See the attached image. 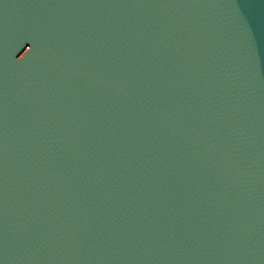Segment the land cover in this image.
Listing matches in <instances>:
<instances>
[{
  "label": "water",
  "instance_id": "obj_1",
  "mask_svg": "<svg viewBox=\"0 0 264 264\" xmlns=\"http://www.w3.org/2000/svg\"><path fill=\"white\" fill-rule=\"evenodd\" d=\"M0 264H235L98 97L1 3Z\"/></svg>",
  "mask_w": 264,
  "mask_h": 264
},
{
  "label": "snow or ice",
  "instance_id": "obj_2",
  "mask_svg": "<svg viewBox=\"0 0 264 264\" xmlns=\"http://www.w3.org/2000/svg\"><path fill=\"white\" fill-rule=\"evenodd\" d=\"M27 47H28V46H27V44H26V45H25V48H27ZM31 51H32V49H30L29 53H30ZM29 53H28V54H29ZM28 54H27V55H28ZM27 55H24V57H23V59H22L21 61H23V60L27 57Z\"/></svg>",
  "mask_w": 264,
  "mask_h": 264
}]
</instances>
